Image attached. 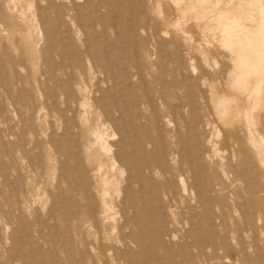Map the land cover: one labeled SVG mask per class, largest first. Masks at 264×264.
Returning <instances> with one entry per match:
<instances>
[{
    "label": "rangeland",
    "instance_id": "374dc122",
    "mask_svg": "<svg viewBox=\"0 0 264 264\" xmlns=\"http://www.w3.org/2000/svg\"><path fill=\"white\" fill-rule=\"evenodd\" d=\"M61 1L67 4L68 0ZM85 1L78 0V4ZM48 2L0 0V59L26 54L40 62L39 56L48 45L44 32L55 29L41 18ZM107 2L109 7L96 3L88 12L89 19L102 26L86 36L80 31L78 37L72 35L69 40L75 44L90 42L103 59L111 61L114 71L121 73L116 82L103 81L101 70L92 66L88 82L99 83L108 99L132 113L140 124L134 127L139 135L147 133L153 144L163 135L171 173L151 174L141 188L132 180L127 183L135 149L123 132L131 118L127 115L121 118L115 113V120L110 118L106 122L109 127L105 125L111 153H120L114 161L111 153L96 156L97 148L88 153L76 146L64 132L65 121H55L46 106L23 109L11 104L0 90V166L5 162L2 148L18 142L23 132L29 152L21 164L29 159L39 161L26 173L29 184L17 209L12 208L16 188L0 175V264H264V165L244 144V111H250V103L246 92L231 87L234 76L228 75L245 33L236 19L248 26L251 34L256 31L245 17L254 12L251 0ZM117 31L123 34L121 39ZM104 35L111 41L109 46ZM60 37L66 35L61 33ZM26 70L19 67L21 75ZM6 74L10 77L12 72L0 71V79ZM222 94L234 98L229 122L216 111ZM87 97L91 103V96ZM132 97L136 103L131 102ZM147 98L152 99V105L147 104ZM262 99L249 119L264 144V89ZM116 122L121 133L115 129ZM92 126L102 130L100 122L94 121ZM231 131L239 133V160L249 161L241 168L258 191L255 194H246L239 184L240 197L235 198L229 173L222 175L219 170L221 163L227 169L234 162L231 152L222 149ZM49 139L53 142L48 147ZM255 141L262 149L256 137ZM58 145L69 152L67 157L53 154ZM196 150L202 152V161L193 162L199 168L195 167L194 175L188 170L180 174L178 161L183 154L192 156ZM142 151L154 157L160 153L151 145ZM119 165L125 169L123 174ZM66 175L69 180L64 182ZM103 180L109 181L114 220L107 219L96 227L89 222L75 223L68 213L74 205L66 199L80 201L83 190L100 189ZM116 187L118 195L114 193ZM163 190L171 195L170 202ZM123 197L133 198L137 205V212H126L130 228L124 230L125 236L119 229L122 218L118 211Z\"/></svg>",
    "mask_w": 264,
    "mask_h": 264
},
{
    "label": "bare ground",
    "instance_id": "6f19581e",
    "mask_svg": "<svg viewBox=\"0 0 264 264\" xmlns=\"http://www.w3.org/2000/svg\"><path fill=\"white\" fill-rule=\"evenodd\" d=\"M48 1V5L45 7L41 18L44 24H50L55 29L47 28L44 32L48 45L46 46V50L39 56L40 62L38 63L36 61L37 57H29L26 54H21L17 59L12 57H7L4 60L0 59V71L6 72L9 70L12 72L10 77L6 74L0 79V90L10 100L11 104H18L23 109H36L38 105L41 107L46 106L49 109V115L55 121L59 122L61 119L65 121L64 132L65 134L67 133L68 138L73 140L75 145L77 144L83 147L88 153L91 149L97 148L98 154L96 156H99V153L110 155L111 146L108 142V133L105 126H108L106 123L107 120L110 118L115 120V113H118L121 118H124L126 115L131 117L132 113L130 111H123L120 108L119 102L108 99L103 94L99 83L89 85L88 80L92 73V66H97L101 70L103 73V81L113 80L116 82L118 75L121 73L114 71L111 61L103 59L98 49L94 48L90 42L83 40L75 44L69 40L72 35L78 37L77 34L80 31L85 36L89 31L96 32V28L102 25L96 20L89 19L88 12L95 7L94 5L96 3L109 7V2L107 0H87L84 4H78V0H68L66 4L61 0H55L58 2H54V4L53 0ZM137 1L142 2V0ZM251 4L254 7V12H252L253 14L247 13L245 17L250 22H253L249 26H256V31L251 34L250 32L252 31L248 26H242V22L236 19V24L239 25V29L242 30L244 28L245 33L240 40L238 55L234 60L233 67L228 70V75L234 76L231 87L237 91L246 92L245 99L250 103V111H244V119L246 121L244 144L248 146L251 156L256 158L260 165H264L263 136L258 131L255 123L250 124L249 119L252 111L256 110L263 101L264 0H251ZM61 33L65 34L66 38L61 39ZM157 33L160 34V30H157ZM116 36L121 39L123 34L117 31ZM104 37L105 44L109 46L111 41L107 35H104ZM243 41H245V44H243ZM22 66L27 68L24 75L19 73V67ZM235 70H238V73H235ZM85 79L86 85H83ZM21 88H26L23 93L19 91ZM87 96H91V103L87 101ZM159 98H162V96ZM233 101V97H227L223 94L217 100V114L226 122L231 120V114L234 110L232 106ZM131 102L136 103V98L132 97ZM147 104L152 105V99L147 98ZM168 109L170 117L168 123L171 124V107H168ZM159 110V107H156L158 115ZM191 116L193 119L196 118L194 112L191 113ZM134 119V116L130 118L131 123L129 122L128 126L124 125L125 130L123 131L127 133V137L132 143V146L135 147L132 162L129 165L128 171L131 173L129 172L127 183H130L132 180L141 188L144 186L143 181L151 174L171 173V165H167L165 160L166 154L164 151L163 135H159L158 142L156 141L157 143L153 144L147 133L143 132L142 135H139L138 130L134 127L140 126V124L139 121L137 122ZM156 120H158V117ZM94 121L102 124V130L93 128L92 123ZM119 125L116 122L115 129L121 133L122 129ZM155 126H158V121L155 122ZM84 131L89 132V135L87 136ZM21 134L22 137L18 142H13L10 146L3 147L1 151L5 162L1 163L0 175L5 182L10 184L13 189L16 188L17 191L16 201L12 205L14 209L18 208L21 202L20 199L29 184L28 175L26 174L27 171L34 170L33 167L39 162L29 159L25 162V165L21 164L29 152L26 146L27 139L25 134L24 132ZM229 136L230 139L222 142V149L231 152V157L234 162L228 164L227 169L224 163H221L219 170L222 175L229 173L230 184L235 187V198L240 197L238 190L239 184L242 185V190L246 194H255L258 191L253 188L250 177L241 168L242 166H246L249 161L239 160V133L237 131H231ZM255 137L262 145V149L256 144ZM85 140L88 142L86 146L84 144ZM52 142V139H49L47 146L52 145ZM148 145L158 149L160 151L159 155L154 157L149 155L150 153L148 151H142ZM53 154L65 155L67 157L69 152L64 150L63 145H58L55 147ZM169 155H171V147ZM209 156L207 155V158ZM119 157L120 153L118 152H113L110 156L114 161ZM182 157L178 161L180 174H184V170H188L194 175L195 167L199 168V166L193 165V162L195 161L194 163L198 164L202 161V152L196 150L193 151L192 156L183 154ZM48 162L50 163V160ZM119 171L123 174L125 169L119 165ZM10 176H12L11 181H9ZM68 180L67 175L63 177L64 182ZM102 183L103 185H101L100 189L98 186H94L91 189L83 190L84 195H81L83 201L81 199L77 201L74 197H68L66 199L67 202H71L74 205V208H71L68 213L69 216L73 217L75 223L83 224L89 222L92 227H96L98 223H104L107 219L114 220L113 214L116 212L115 205L109 198L110 192L107 188L109 181L103 180ZM119 192V188L116 187L114 193L118 195ZM162 192L168 196L170 202L171 195L166 190ZM118 206V211L122 218V224L119 229L121 234L123 233L125 236L127 233L124 230L130 228L129 217L126 216V212H137V205L133 198L126 199L123 197L119 200ZM262 210H264V207H262ZM248 212L250 213V211Z\"/></svg>",
    "mask_w": 264,
    "mask_h": 264
}]
</instances>
